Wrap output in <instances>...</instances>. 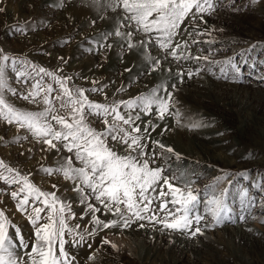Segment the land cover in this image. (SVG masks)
<instances>
[{
    "label": "rangeland",
    "instance_id": "rangeland-1",
    "mask_svg": "<svg viewBox=\"0 0 264 264\" xmlns=\"http://www.w3.org/2000/svg\"><path fill=\"white\" fill-rule=\"evenodd\" d=\"M81 1L89 0H0V51L18 61L27 60L31 65H35L37 68L43 67L58 76L71 77V80L68 81L70 87L74 85L85 89L89 98L99 103L128 100L131 97L148 93L151 88L159 84H165L172 90V87L167 83H153V81L160 73L173 75L179 79L173 91L174 99L178 102L177 107L184 113H189V119L202 122L203 126L196 129L182 127L177 125L171 116H166L161 121L157 118L155 111L151 116L140 113L141 120L137 122L142 126L144 119L151 120L155 125L169 120L173 128L169 131L170 136L184 131L197 132L202 128L217 125L216 118L219 116H224L227 119L226 109L221 107L212 110L216 116L215 119L201 116V113L193 105H210V99L195 89L190 88L189 91L185 92L184 86L192 83H195V87L202 89L204 83L210 80L218 86L217 88L222 89L221 92L223 87L228 86L229 89L223 91L224 94L234 92V89L232 90L230 87H235L236 91L245 88L244 90L250 93L253 101L260 106L258 112L264 113V0H217V11L211 16L204 17L207 24L202 23L199 19L193 22L189 17L185 20L184 25H181V29H184L186 25L187 31H182L181 36H178L174 41V43H178L187 40L189 47L185 51H190L193 56L209 55L210 59L218 62L233 59L240 67L239 79L235 81L231 76L230 68L228 79L217 78L220 75V67H228L226 65L210 66L203 60L197 62L191 59H181L177 62L171 56L165 59V53L154 45H148L147 53L160 59L159 69L151 71L148 62H146V67H143V63L137 64L138 58L132 61L130 57L134 52H138L142 59H145L143 47L129 49L125 40L114 35L109 36L107 40L101 38L102 33L114 32L119 28L121 22L125 27L119 28L120 31L127 33L130 30L127 26L129 22L123 19L122 8L117 7L115 10L110 7L100 8L92 0L94 7L86 14H74V6L79 5ZM195 25H199L196 31L216 30L212 31L211 35L195 36L193 33V36L189 37L188 32H193ZM18 29H22V31H18ZM131 30L134 31L133 43L147 39L143 33L135 32L134 25ZM193 39L199 43L194 44ZM209 41L212 42L209 43ZM108 44H111V47H107ZM127 59L130 60L129 63H127ZM17 67L25 70L22 65L18 64ZM201 67L205 71L192 76L191 79L185 74L183 82H181V78L178 76L179 72L187 73L188 70L195 72ZM209 67H211V72L207 70ZM27 71L31 72V67ZM9 76L11 86L18 93H26L36 79H42L43 83L52 84L53 88H58V85L47 76H37L35 79L27 77V83L24 82L23 78L18 80L15 73L11 71ZM92 88H102L103 92H92ZM120 89L123 91H119ZM182 96L191 97V102L188 103ZM8 98L23 110L38 111L42 107L20 99L18 96L9 94ZM230 108L233 112L238 110L235 104ZM88 119L91 126L98 129L103 127L98 118L89 116ZM189 119L183 120L182 123L187 125ZM234 122L235 120H232L231 124L228 121L226 123L227 126H233ZM158 128L159 125L156 130ZM253 133L250 131V135H246L243 140L231 144L232 148L239 150V154H243L242 157H238V161L241 163L236 168L235 166L232 168L220 164L215 165L212 162L200 160L196 156L186 155L179 150H175L181 156L179 160L171 154H164L165 157H168V171H175L178 174L180 172L186 173L193 181L192 187L199 190V197L202 201L201 210L204 208L203 201L211 197L208 185L212 184L216 177H226L218 185V189H228V196L226 197L228 213L220 225H216L213 218L205 213V221L201 222L204 235L190 239L209 244L208 235H214L224 225H246L250 228V231L247 229L249 233L256 234L253 236H260V233H264V155L261 153L264 151H259L260 148H258L259 150L254 149V146L249 145L255 138ZM251 135L254 137L252 138ZM165 136L167 137V134ZM0 138H2L0 139V160L18 170L22 175H29L31 182L43 191L55 192L61 200L71 202L72 212L75 213L76 218L68 220V223L72 227L80 225L76 234L65 235L67 241L65 248L73 258L72 264H94L93 261L81 258L84 251L89 253V260L92 258L101 259L106 264H143L139 254L142 251L141 244L145 243V233L147 230H154V228L161 230V225L149 224L146 220L135 221L127 229L120 227L103 229L101 233H104V237H96L90 240V236L85 233L93 228L92 213L86 212V204L79 203L78 193L72 190L73 183L65 180L61 175H48L42 171V168L58 167L66 157L72 154L64 151L60 144H57L60 151L49 148L42 141L34 138L26 129L18 130L16 125H8L3 121H0ZM227 138L229 142L233 137L230 135ZM114 146L117 149L121 147L115 144ZM153 148L155 146L149 147V149ZM155 151L159 152L160 150L155 148ZM254 160L256 162H253ZM160 163L161 161L158 160L157 164ZM241 173L245 174L241 175ZM53 184L58 187L54 189ZM18 187L19 185L10 186L0 180V210L4 211L12 223L20 228L24 240L30 244L35 240V230L27 218V213L22 214L17 211V201L11 197V192ZM241 190L248 192V199L241 200L239 196ZM92 202L96 203L94 200ZM153 207L158 208V202H154ZM231 209L239 218L238 221L228 222L229 215L233 214ZM28 212H31V208L28 209ZM82 212H84L85 219H82L83 223L81 222ZM102 212L103 209L101 213H96L101 219L111 220L115 218L110 213L102 215ZM160 215L162 216L163 213ZM41 222L43 223V221ZM139 224H145V227L140 228ZM205 224L208 226L205 227ZM161 231L166 234L187 236L172 230ZM11 233H14V229H10ZM125 233H140V239H133L132 243L131 241L128 242ZM80 234L84 235L83 241H79ZM105 238L111 244H115L116 248L103 244L102 241ZM218 240L222 242L216 249L219 253H205L204 250L200 249L183 251L177 247H169L165 241L159 244L156 254L167 264H205L209 260L212 264H235L234 259L237 260L238 258H229L230 253L227 249L230 240L223 239L221 236L216 241ZM247 240L245 243H232L233 249L237 250V255L247 258H251L252 255L259 256L264 260V242L257 245L258 243H254L255 241ZM215 242L212 246L215 245ZM129 247H131L130 250ZM27 251L28 249H18V253L24 261L28 260ZM154 264H158V261ZM237 264L242 263L237 261Z\"/></svg>",
    "mask_w": 264,
    "mask_h": 264
},
{
    "label": "snow or ice",
    "instance_id": "snow-or-ice-1",
    "mask_svg": "<svg viewBox=\"0 0 264 264\" xmlns=\"http://www.w3.org/2000/svg\"><path fill=\"white\" fill-rule=\"evenodd\" d=\"M93 2L100 8H122L123 19L129 22L127 26L130 30L127 33L120 31L119 28L125 27L121 22L119 28L112 33H102L101 38L107 40L109 36L114 35L125 40L129 49L143 47L151 71L158 70L161 61L147 53L148 45L158 47L165 53V59L171 56L177 62L181 59H191L197 62L203 60L210 66L226 65L228 67H220V75L217 78L228 79L230 68L233 80L239 79L240 67L233 59L218 62L210 59L209 55L193 56L190 51H185L189 47L187 40L174 43L182 31H187V26L181 29V25H184L189 17L193 22L199 19L207 24L204 17L217 11V0ZM133 25L135 32L143 33L147 37L146 40L132 42ZM198 27L199 25H195L193 32H188V36H193V33L195 36L211 35V32L216 30L196 31ZM192 42L199 43L195 39ZM106 46L111 47V44ZM18 64L25 70L17 67ZM29 67L31 72L27 71ZM207 70L211 72V67ZM10 71L15 73L18 80L23 78L25 83L27 77L35 79L37 76H47L58 88L43 83L42 79H36L26 93H18L9 82ZM201 71L205 69L201 67L195 72L188 70L187 73L181 71L178 76L183 82L185 74L191 79ZM69 80L71 77L58 76L43 67L31 65L27 60L18 61L0 51V121L8 125L14 124L18 130L26 129L49 148L60 151L57 148V144H60L64 151L72 154L58 167L42 168V171L48 175H61L73 183L72 190L78 193L79 203L86 204V212L92 213L91 223L95 227L88 235L95 236L97 229L118 226L127 229L135 221L146 220L149 224L161 225V230H172L195 238L204 235L201 222L205 221V213L213 218L216 225L221 224L229 211L226 203L228 189H218V185L226 177H216L212 184L208 185L211 197L203 201L204 208L201 210L199 190L192 187L193 181L190 177L184 172L178 174L168 171V157L164 154H171L177 160L181 158L180 154L161 140L151 138V133L155 132L158 125L153 124L151 120L143 121L142 129L140 123H137L141 120L140 113L151 116L155 111L161 121L166 116H171L179 126L189 129L202 127V122L189 119L190 114L177 107L178 102L173 95L175 85H172L170 90L165 84H159L148 93L128 100L99 103L91 100L85 89L74 85L70 87ZM91 91L103 92V89L92 88ZM9 94L42 106L41 110L18 108L8 98ZM89 116L98 118L103 127L98 129L91 126ZM185 119H189L187 125L182 123ZM165 131H168L167 127L162 129L160 134L163 135ZM145 140L160 151L149 149L148 143H142ZM114 144L121 147L117 149ZM158 160L161 161L160 164H157ZM0 180L10 186L19 185L11 192V197L17 201V211L27 213V218L35 230V240L29 244L24 240L20 228L0 210V264H72L73 258L65 248V235L76 234L80 225L72 227L68 223V220L76 218L71 202L61 200L55 192L43 191L31 182L29 175H22L3 160H0ZM52 187L56 189L58 186L53 184ZM239 196L241 200L249 198L246 190H241ZM93 200L96 203H93ZM154 202H158V208L153 207ZM102 209V215L110 213L115 218L101 219L96 213H101ZM139 227L143 228L145 224H139ZM10 229H14V233L10 234ZM83 240L84 235L80 234L79 241ZM102 243L116 248V245L106 238ZM18 249H28L27 261L22 259Z\"/></svg>",
    "mask_w": 264,
    "mask_h": 264
},
{
    "label": "bare ground",
    "instance_id": "bare-ground-1",
    "mask_svg": "<svg viewBox=\"0 0 264 264\" xmlns=\"http://www.w3.org/2000/svg\"><path fill=\"white\" fill-rule=\"evenodd\" d=\"M79 3H80L79 5L76 4L73 8L74 14L84 15L92 7H94V3L92 2V0L84 1V2L81 1ZM136 58H138L137 64L143 63L144 64L143 67L147 66L146 59H142L140 53L134 52L133 55L130 57V60L132 59L133 61V59ZM130 60L127 59V63H129ZM178 80L179 79L175 78V76L173 75H166L164 73H160L159 76L156 79H154L153 83L163 82V83H167V85L172 86V85H177ZM194 85L195 83H192L188 86H184L185 92L189 91L190 88L195 89L199 92H202V94L205 97H209L210 99L209 100L210 105L207 106L205 104L193 105L194 107H196L195 109H197V111L201 113V116H203L204 118L212 117V119H215L216 116L213 113L214 111L212 112V110L214 108L221 107L226 109L227 119H225L224 116H219L216 118L217 121H219V122L216 121L217 125H211L210 127L208 126L206 128H202L197 132H192V133L186 131H184L183 133H175L173 136H170L169 134V131L173 129L171 127L172 126L171 122L169 120H165L164 122L158 124L159 128L155 132L151 133L152 139H159L164 144L173 147L174 150L177 151L179 150L180 152L186 155L196 156L200 160L209 161L215 165L220 164L223 165L224 167L229 166L232 168L234 166L235 168L240 166L241 161H238V157H242L243 154H239V150L232 148L231 144L243 140V138L246 135H248L250 131L254 132L253 135H255V138L252 140V142H250L249 145L254 146L255 147L254 149L260 148L261 150L258 149L259 151H264V115H263L264 113H262V111L258 112L260 106L253 101V98L252 96H250V93H248L247 90H244L245 88L244 89L242 88L243 90L241 89V91H236L235 87H230V89L232 90L234 89V92H227V94H224L223 91H227L229 87L228 86L223 87L224 89L221 92L222 89L217 88L218 86L210 80L204 83V88L202 87V89H199V87H195ZM182 98L185 101L187 100L188 103L191 102L190 99L191 97L187 98L182 96ZM233 104H235L238 109L234 112L230 108V106H232ZM230 120L231 121L235 120L233 126H227L226 122L228 121L231 124ZM144 121H148V120L144 119ZM143 127L144 125L142 123L141 128L143 129ZM165 127L168 128V131H165L163 135H161L160 133L162 129H164ZM166 134L167 137L165 136ZM230 135L233 138L228 142L227 137H230ZM253 135H251L252 138L254 137ZM142 143H148L149 147L154 146L148 140L142 141ZM261 153L264 155V152ZM253 162H256V160H254ZM82 210H84V208H82ZM233 210L231 209L234 215L233 214L229 215L228 222L239 220V218L235 216V212ZM82 214H83V220H85L84 212H82ZM83 220L81 219L82 223ZM86 221L88 222V220ZM92 227L94 228V225ZM93 228L89 232H91ZM247 229L249 230L250 228L246 225H237V226L224 225V227L221 228V230L216 231L214 235L213 234H210V236L208 235L210 241H208L209 244H207L206 242L203 241L192 240L187 236L166 234L160 229L154 228V230L146 231L145 243L141 244L142 251L139 254V258L141 259V261H143V264H154L156 263V261H158V264H167V262H164L161 258H159L160 256L156 254L157 249L159 248V244L165 241L168 243L169 247L170 246L177 247L179 249H182L183 251L184 250L192 251L193 249L194 250L200 249V250H204L205 253L208 252L219 253L216 249L218 248L217 246L221 245L222 242L216 240L219 238V236H221L223 237V239L226 238L230 240V245L228 246L227 249L230 253L229 258L232 257L238 258L237 260L234 259L235 264H237V261H241L242 264H264V260L261 259L259 256L252 255L251 258L241 257L237 255V250L233 249V245H232L233 242L245 243L248 241L247 239H251L255 241L254 243H258L257 245H259L260 242H264V233H260L261 234L260 236H253L255 233H249L250 230L247 231ZM96 231L97 234L95 236L88 235L89 232L85 234L90 236V240H93L96 237L101 238L104 235V233H101L100 229H97ZM125 236L127 237L128 242L131 241V243L133 242V239H140V233L139 234L125 233ZM214 242L215 245L212 246ZM130 248L131 247H129L128 249L130 250ZM80 251L82 252V250ZM81 258L83 260L93 261L94 264H106V262L101 259L95 260L92 258L89 260L88 259L89 253H87V251L83 252ZM205 264H212V263L209 260Z\"/></svg>",
    "mask_w": 264,
    "mask_h": 264
}]
</instances>
